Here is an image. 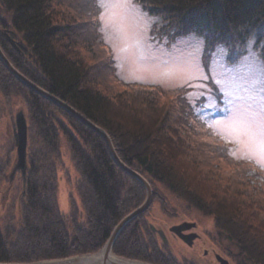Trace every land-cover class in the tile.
Listing matches in <instances>:
<instances>
[{"label":"trees","instance_id":"1","mask_svg":"<svg viewBox=\"0 0 264 264\" xmlns=\"http://www.w3.org/2000/svg\"><path fill=\"white\" fill-rule=\"evenodd\" d=\"M134 1L158 19L152 33L159 25L160 32H172L173 37L192 33L202 38L206 60L222 45L231 61L238 56L236 49L253 40L264 62V0ZM100 11L97 0H0V47L28 79L105 129L119 157L152 188L159 185L189 208L212 216L216 237L236 247L234 253L221 247L235 264H264V173L252 161L233 158L231 145L192 118L186 100L189 86L164 89L119 82V91L98 87L97 76L103 79L95 64L99 49L83 29L96 22ZM0 92L8 103L13 97L24 99L27 120L20 220L16 226L12 217L0 227V261L28 263L97 251L115 225L142 203V184L113 162L96 132L20 83L1 62ZM62 136L79 176L81 222L74 202L68 216L57 204ZM228 165L237 168L235 174L222 178L240 188L235 194L252 191L248 201L210 189L214 171ZM255 194L263 202L256 203ZM143 214L120 231L113 253L151 264H176Z\"/></svg>","mask_w":264,"mask_h":264},{"label":"rangeland","instance_id":"2","mask_svg":"<svg viewBox=\"0 0 264 264\" xmlns=\"http://www.w3.org/2000/svg\"><path fill=\"white\" fill-rule=\"evenodd\" d=\"M111 2L115 0H97L98 5H107ZM119 2L122 6L118 9L100 7L101 11L96 22L89 23L83 29L85 36L95 40L99 49L96 51L98 58L95 64L98 65V73L103 75V79L97 76L98 87L119 91L121 88L119 82L164 89L189 86L191 89L186 95V100L192 118L203 122L219 140L231 145L233 158L252 161L260 168V172L264 173V149L258 144H249L246 138L238 136L228 127L238 108L250 106L252 109L250 114L257 120L264 112V102L261 99L264 95V79L259 75L261 60L258 51L253 47V40H250L243 49H236L234 52L238 53V56L231 61H228V51L222 45L215 47L206 60L202 38L192 33L173 37L172 32H160L159 25L152 33V25L158 21L156 17L143 12L134 0H119ZM250 57L254 59L253 66L246 64ZM214 93H219L220 97L218 98ZM23 100L22 97H13L8 103L0 92V227L2 229L12 217L16 226L20 220L19 200L23 181L19 171L12 174V167L16 159L14 115L16 111L23 110L26 117ZM60 151L56 192L58 208L62 214L68 216L71 213V202H74L78 209V221L81 222L83 212L76 191L79 176L70 160V153L63 136ZM234 169L228 165L224 169L220 168L222 173L214 171L215 178L212 176L208 185L211 190L226 194L227 197L248 201L251 195L249 193H253L252 191L247 189L235 194L239 187L235 184L229 185L222 178L223 175L226 179L229 175H234ZM201 170L204 171L205 168L201 166ZM256 175L260 176L258 173ZM160 187L156 185V188H152V201L147 211L142 212L144 213L142 217L147 227L154 228L155 238L159 242L161 240L157 232L159 230L163 232L167 240L165 246L174 257L176 264H219L216 254L227 259L229 264H235L225 255L221 247H226L232 253L235 252L236 247L226 238L216 237L212 216L202 215L201 212L189 208L182 200L164 190L161 191ZM145 196L144 188V199ZM253 198L256 203L263 202L256 194ZM183 222L194 223L191 224L193 227L190 226L188 229L197 234L192 245H187L169 230L173 225ZM100 248L89 253H96Z\"/></svg>","mask_w":264,"mask_h":264},{"label":"water","instance_id":"3","mask_svg":"<svg viewBox=\"0 0 264 264\" xmlns=\"http://www.w3.org/2000/svg\"><path fill=\"white\" fill-rule=\"evenodd\" d=\"M8 40L14 45L13 40L8 38ZM0 62L4 65V67L13 75L15 79H17L20 83L39 94L46 100L55 104L57 107L61 108L85 126L96 132L105 142L106 148L109 152V155L113 162L125 173L132 176L136 180H138L146 191V196L144 201L135 209L126 214L112 229L108 238L100 248V250L96 253H85L80 255H73L64 258L57 259H49V260H40L36 262H1L0 264H150L136 259H129L123 256H119L113 253L112 246L119 235L120 231L134 218L144 212L150 205L153 196V189L147 179L138 171L127 165L123 162V160L119 157L117 150L113 144L111 136L108 132L102 127L98 126L86 116H84L81 112L76 110L74 107L69 105L67 102L63 101L59 97L55 96L51 92L45 90L39 85L35 84L33 81L28 79L25 75H23L16 67L10 62L5 53L0 47ZM15 128H16V159L12 167V174L19 171L23 182L25 181V174L27 171V161H26V146H27V120L23 110L16 111L14 115ZM12 175L10 176V178ZM194 223L183 222L178 225H173L169 228V230L178 236L183 242L187 245H191V241L196 237L195 233L191 234H182L183 231H186L193 227ZM153 232L154 228L150 226ZM160 238L164 243L167 242L166 237L164 236L162 231L157 232ZM216 260L219 264H229V261L222 257L219 254L215 255Z\"/></svg>","mask_w":264,"mask_h":264},{"label":"snow or ice","instance_id":"4","mask_svg":"<svg viewBox=\"0 0 264 264\" xmlns=\"http://www.w3.org/2000/svg\"><path fill=\"white\" fill-rule=\"evenodd\" d=\"M122 5L119 0L111 2L107 5L101 4L99 7H110L113 9H118ZM246 64L249 66L254 65V59L250 57ZM259 75L261 79H264V62L260 64ZM245 88L247 85L244 86ZM262 102H264V95L261 97ZM252 109L250 106H246L243 109L238 108L237 113L233 120L229 124V128L232 132L240 137L246 138L249 144H258L262 149H264V112L261 113L259 120L250 113Z\"/></svg>","mask_w":264,"mask_h":264},{"label":"flooded vegetation","instance_id":"5","mask_svg":"<svg viewBox=\"0 0 264 264\" xmlns=\"http://www.w3.org/2000/svg\"><path fill=\"white\" fill-rule=\"evenodd\" d=\"M191 233H194V232H191V231H189V230H188V231L186 230V231H183V232H182V234H191ZM196 235H197V234H196ZM177 237H178V236H177ZM178 238H179V237H178ZM196 238H197V236L193 238V241H194V239H196ZM179 239H180V238H179ZM193 241H191V245H192Z\"/></svg>","mask_w":264,"mask_h":264}]
</instances>
